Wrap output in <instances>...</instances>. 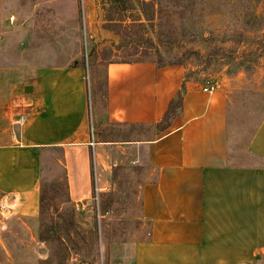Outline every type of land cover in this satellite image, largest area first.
<instances>
[{"label":"crops","instance_id":"obj_1","mask_svg":"<svg viewBox=\"0 0 264 264\" xmlns=\"http://www.w3.org/2000/svg\"><path fill=\"white\" fill-rule=\"evenodd\" d=\"M104 73L99 116L96 101L90 106L87 73L78 66L37 68L0 98V218L39 217L44 151L63 152L68 199L80 204L94 199L95 145L124 142L94 140L93 127L102 121L148 127L147 137L125 141L145 152L150 167L139 187V218L149 235L136 243L132 264L262 262L264 114L235 154L228 132L230 89L205 92V84L181 65L151 61L108 63ZM13 95L22 97L17 114ZM20 115L24 123L16 125ZM107 159L101 158L103 171L110 168ZM109 189L105 183L95 187Z\"/></svg>","mask_w":264,"mask_h":264},{"label":"rangeland","instance_id":"obj_2","mask_svg":"<svg viewBox=\"0 0 264 264\" xmlns=\"http://www.w3.org/2000/svg\"><path fill=\"white\" fill-rule=\"evenodd\" d=\"M156 55L205 85L231 90L229 144L237 154L264 114V0H94L83 8L80 0H0V98L37 68L78 66L99 116L106 65ZM21 98L12 97L15 114ZM102 122L94 140L124 142L95 145L92 201L62 203L63 152L41 156V188L55 197L48 214L56 218V209L72 222L67 254L39 240L38 218H0V264H132L136 243L149 235L139 218V187L150 167L145 152L125 141L151 128ZM105 156L110 168L103 171ZM103 183L110 189L96 191Z\"/></svg>","mask_w":264,"mask_h":264},{"label":"trees","instance_id":"obj_3","mask_svg":"<svg viewBox=\"0 0 264 264\" xmlns=\"http://www.w3.org/2000/svg\"><path fill=\"white\" fill-rule=\"evenodd\" d=\"M114 2H117L119 0H113ZM124 9V8H123ZM118 21V20H117ZM130 29V28H129ZM123 37V36H122ZM127 39H131L129 35L124 36ZM125 38L123 42H125ZM129 41V40H128ZM118 48H121L122 45L117 46ZM116 47V48H117ZM154 48V47H153ZM155 49V48H154ZM146 59H136L131 61H124L121 63H130V62H142V61H151L154 62L158 66H164L166 64H162L159 55H156V59L152 60L151 58L145 57ZM105 86V83H104ZM179 103V98L176 100V102L172 103L170 106V112H173V109L176 107V105ZM168 113V115H169ZM60 150V149H58ZM62 161V160H61ZM63 172V185L66 193V199L62 202H68V194H67V181H66V174L64 170ZM42 186V185H41ZM40 186V196H39V231H38V238L40 241L48 243L49 245L52 243L56 245V249L63 253L64 255L67 254L69 248L65 245L66 242L69 243L70 237L68 235V229L67 225H71L72 222H68L69 224L66 225V222L68 221L65 219L64 214L60 211L54 210L56 218H50L48 211L49 208L54 205V195H53V189H48L46 187ZM81 241V240H80ZM84 242V240H82ZM75 245V244H74ZM77 245V244H76Z\"/></svg>","mask_w":264,"mask_h":264},{"label":"built area","instance_id":"obj_4","mask_svg":"<svg viewBox=\"0 0 264 264\" xmlns=\"http://www.w3.org/2000/svg\"><path fill=\"white\" fill-rule=\"evenodd\" d=\"M94 0H80L81 7L83 8L85 3L91 2ZM11 21L13 20V17L10 19ZM215 85L214 84H206L205 87L203 88V91L205 92H213L215 90ZM24 123V116L20 115L17 120H16V125H22Z\"/></svg>","mask_w":264,"mask_h":264},{"label":"water","instance_id":"obj_5","mask_svg":"<svg viewBox=\"0 0 264 264\" xmlns=\"http://www.w3.org/2000/svg\"><path fill=\"white\" fill-rule=\"evenodd\" d=\"M26 88H28V87H26ZM24 91L27 93V92H29L30 90H29V91H27V90H24Z\"/></svg>","mask_w":264,"mask_h":264}]
</instances>
